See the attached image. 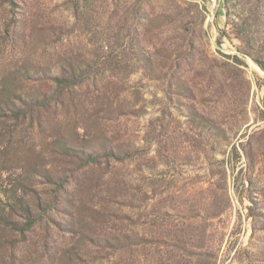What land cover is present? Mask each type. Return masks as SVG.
Masks as SVG:
<instances>
[{
    "label": "rangeland",
    "instance_id": "374dc122",
    "mask_svg": "<svg viewBox=\"0 0 264 264\" xmlns=\"http://www.w3.org/2000/svg\"><path fill=\"white\" fill-rule=\"evenodd\" d=\"M0 96V264H264V0H0Z\"/></svg>",
    "mask_w": 264,
    "mask_h": 264
},
{
    "label": "trees",
    "instance_id": "16d2710c",
    "mask_svg": "<svg viewBox=\"0 0 264 264\" xmlns=\"http://www.w3.org/2000/svg\"><path fill=\"white\" fill-rule=\"evenodd\" d=\"M80 75V72L78 74H73L71 77L65 76V75H52L50 78H48V83H50L51 86H47L49 89L41 94L36 95L35 97H28L27 99L24 98V100H20L21 103L16 106V102L11 99L10 104L14 103V119H23V120H29L30 124L36 120L41 119V113H48V114H55L58 109L62 106L66 107V97H68V100L70 102V105H76V103L83 104V99H76L77 92L81 91L80 87L83 82L76 83L75 77ZM78 96V95H77ZM1 98V96H0ZM22 99V97L20 98ZM20 105V106H19ZM53 110L55 112H53ZM62 154L64 157H72L75 161L83 162L84 164L89 163H99L100 158L106 157L107 159H123L121 156V152L116 150L112 147H106L104 146L102 152H99L98 150H92L91 152L82 151V152H76L71 146H69L67 143H62ZM53 175L56 176L54 171L47 170L46 177L52 178ZM63 181L59 182L58 188L60 191L64 190ZM40 209V208H39ZM45 211V209H44ZM27 219L28 222H30V225H34V214L32 211H27ZM19 227L22 224H17ZM16 225V227H17ZM17 227L18 231H21L22 229ZM25 230V229H24Z\"/></svg>",
    "mask_w": 264,
    "mask_h": 264
}]
</instances>
